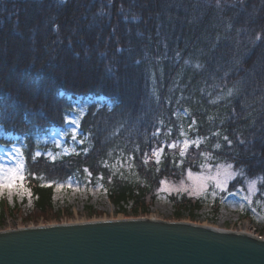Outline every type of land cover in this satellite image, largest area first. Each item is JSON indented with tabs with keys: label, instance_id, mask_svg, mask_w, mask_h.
Listing matches in <instances>:
<instances>
[{
	"label": "trees",
	"instance_id": "trees-1",
	"mask_svg": "<svg viewBox=\"0 0 264 264\" xmlns=\"http://www.w3.org/2000/svg\"><path fill=\"white\" fill-rule=\"evenodd\" d=\"M89 95L110 104H87L84 143L36 156ZM7 133L20 136L42 211L70 177L133 213L187 166L232 163L264 177V0H0V139ZM187 136L202 137L193 160L168 147ZM163 142L160 162L148 161ZM167 195L178 218L196 216L204 196Z\"/></svg>",
	"mask_w": 264,
	"mask_h": 264
},
{
	"label": "water",
	"instance_id": "water-1",
	"mask_svg": "<svg viewBox=\"0 0 264 264\" xmlns=\"http://www.w3.org/2000/svg\"><path fill=\"white\" fill-rule=\"evenodd\" d=\"M0 264H264V238L144 216L49 223L0 230Z\"/></svg>",
	"mask_w": 264,
	"mask_h": 264
},
{
	"label": "rangeland",
	"instance_id": "rangeland-1",
	"mask_svg": "<svg viewBox=\"0 0 264 264\" xmlns=\"http://www.w3.org/2000/svg\"><path fill=\"white\" fill-rule=\"evenodd\" d=\"M96 101L101 102V104H110V101L105 96L92 97L89 95L76 98L74 109L85 108V111L79 117L75 140L71 134L72 126L66 123L69 117L75 118L77 116L76 111L73 109L66 117L64 125L51 127L46 135V140L51 144L41 147V149L45 150V153L44 150H39L38 152L41 155H45L47 159H51L48 154L55 155L54 147L60 148L67 153L77 149L79 144H81L79 143L82 132L80 128L81 119L87 111V104ZM19 137L16 133L2 135V139H0V163L11 162L7 154L13 151V146L22 150L17 141ZM186 138L190 141V145L187 149H184L183 141ZM7 139H10V142ZM196 140L201 143L202 137L187 136L179 143L175 142L177 143L176 148H180V151L184 150L185 155L193 160L197 157L199 149H193L197 145L191 142ZM53 141H58L59 146ZM13 154L15 153L13 152ZM228 164L233 166L231 171L234 175L227 177L225 189L217 188L213 180H207V187L203 191L194 190V180L189 178V171L193 173L194 177H209L214 176L218 169L223 173V169L220 166L226 167ZM187 167L179 177L175 176L177 174L163 177L157 188L160 194L153 199H148V208L146 210L141 209L138 213L132 212L133 206L130 204L126 205L127 210H123L122 207L111 200L103 187H97L98 184L89 186L81 184L75 179H72L74 181L72 187L67 186L68 181L57 183L64 185V187H57L56 184L53 195L54 208L45 211L36 209L32 190L25 175L22 187L14 188L11 192L5 190L3 194H0V230L33 224L144 216L165 220L192 221L225 229L250 230L264 237V188H260V183L262 184L264 181L258 180L257 190L250 192L248 188L249 181L256 180L258 177H245L241 169H238L232 163L205 164L197 169H192L190 166ZM220 178L225 179L223 174ZM213 192L216 193L215 196H213ZM171 193H184L187 197L204 195L201 206L194 210L196 216L185 210L183 215L178 218L176 216V206L167 195ZM245 195L250 196V204L243 199ZM248 208L250 213H248Z\"/></svg>",
	"mask_w": 264,
	"mask_h": 264
},
{
	"label": "snow or ice",
	"instance_id": "snow-or-ice-1",
	"mask_svg": "<svg viewBox=\"0 0 264 264\" xmlns=\"http://www.w3.org/2000/svg\"><path fill=\"white\" fill-rule=\"evenodd\" d=\"M121 11H123V8H121ZM133 20L138 19L137 16L133 15L131 17ZM127 19V17H126ZM117 51H120V49H117ZM130 51V49H129ZM102 55L104 53H101ZM137 64H139L141 61L140 60H136L135 61ZM186 63H188V61H186ZM202 65L197 64L196 67L199 68ZM107 107L111 108V105H108ZM74 111H76L77 116L75 118L69 117L66 120V123H68L69 125H71V134H72V138L75 140V137L77 135V131H76V127L79 124V117L84 113L85 108H77L74 109ZM156 133H154L155 135ZM225 139L227 140V137H225ZM53 143L57 144V146H59V142L58 141H53ZM79 143L83 144L84 140H80ZM191 143L196 144L197 146L199 145V140L196 141H192ZM230 143V141H229ZM190 145V141L186 138L183 141V148L187 149ZM168 147H171L173 149H175L177 147V143L173 142L171 144L168 145ZM217 147H219V145H217ZM67 151V150H65ZM72 151H75V149H73ZM85 152L87 151V149L84 150ZM13 152L15 154H13ZM163 153V148L160 149H156L153 150L152 155L156 157V162L159 163L160 162V157ZM184 150H181L180 155L183 156ZM37 156L41 155V153L37 152L36 153ZM52 160L56 159V156L52 155L51 153L48 154ZM77 155H79V153H77ZM8 158L10 159V163H0V194H3V192L5 190H8L9 192H11L12 189L17 188V187H22L23 182L25 180V175H26V163H25V158H24V154L23 151L20 148H17L15 146H13V151L9 152L7 154ZM145 163H147V160H145ZM105 166H108L105 163ZM221 169H223V173L221 172L220 169L217 170L216 174L214 176H209V177H204V176H193V173L191 171H189L188 176L190 179L194 180V190H198V191H203L206 187H207V180H213L215 182V186L217 188H221V189H225L226 185H227V177H231L234 175V173L231 171L232 169V165L228 164L226 167L225 166H220ZM85 172L88 171V169H84ZM223 174V176L225 177V179H221V175ZM89 176H91V173L89 172ZM259 181H264V177H258L256 180H251L248 183V188L250 192H255L257 190L256 185L257 182ZM74 181L72 180V178L70 177L68 179L67 182V186L68 187H72ZM78 183V182H76ZM57 187H64V185L62 184H57ZM97 187H103L102 185L98 184ZM215 192H213V196H215ZM243 199L245 201H247L249 204L251 203V198L248 195H245L243 197Z\"/></svg>",
	"mask_w": 264,
	"mask_h": 264
},
{
	"label": "bare ground",
	"instance_id": "bare-ground-1",
	"mask_svg": "<svg viewBox=\"0 0 264 264\" xmlns=\"http://www.w3.org/2000/svg\"><path fill=\"white\" fill-rule=\"evenodd\" d=\"M156 149H160V145L151 147V159H150V161H156V157L152 155L153 150H156ZM78 221H83V220H78ZM78 221H76V222H78ZM205 225H209V224H205ZM209 226H213V225H209Z\"/></svg>",
	"mask_w": 264,
	"mask_h": 264
},
{
	"label": "built area",
	"instance_id": "built-area-1",
	"mask_svg": "<svg viewBox=\"0 0 264 264\" xmlns=\"http://www.w3.org/2000/svg\"><path fill=\"white\" fill-rule=\"evenodd\" d=\"M150 158H151V154H150Z\"/></svg>",
	"mask_w": 264,
	"mask_h": 264
}]
</instances>
